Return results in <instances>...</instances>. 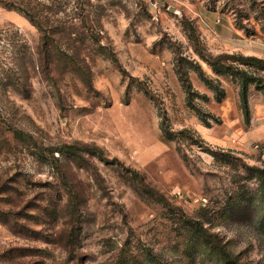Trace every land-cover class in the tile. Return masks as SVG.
Returning <instances> with one entry per match:
<instances>
[{"label": "rangeland", "instance_id": "rangeland-1", "mask_svg": "<svg viewBox=\"0 0 264 264\" xmlns=\"http://www.w3.org/2000/svg\"><path fill=\"white\" fill-rule=\"evenodd\" d=\"M1 1L0 264H264V0Z\"/></svg>", "mask_w": 264, "mask_h": 264}, {"label": "trees", "instance_id": "trees-1", "mask_svg": "<svg viewBox=\"0 0 264 264\" xmlns=\"http://www.w3.org/2000/svg\"><path fill=\"white\" fill-rule=\"evenodd\" d=\"M0 4H2L3 7H5V8H12V6H15V4L5 3L4 1H1V0H0ZM23 5H24V2H19V5L15 9H17V11L22 13L39 30V32L41 34V41H42V46H43L42 53L44 56V63H45V65L48 63H51L56 54H54V51L51 50L50 47H52V46L54 47L57 45L58 42L55 38V35L57 34V31H60L61 26H59V25L53 26L52 25L53 27L50 30V33H48L45 29V23L47 22V20H45L46 21L45 22L41 15L45 11H47V12L52 11L53 14L55 16H57L59 13H61L63 11V10H61V8H62L61 4L52 2L49 5H43L44 9L47 8L49 10H38L35 13L33 11L31 12L30 10H26ZM81 21L85 23L86 18L82 17ZM55 23H56V20L53 22V24H55ZM69 28H71V26ZM65 30L68 31V29H65ZM61 31H64V30H61ZM67 34L70 35V31ZM247 61L258 64V65L264 64V61L259 60V59L254 58V57L248 58ZM57 151L60 153H67L68 155H71V156L77 158L78 160H84L85 156L87 155L90 158H96L99 161L104 162L106 164H113V162H110L104 156L103 151L97 147H90V146H86V145L82 146L79 144H74V145H65L61 148H57ZM132 177L134 180L138 181V183L142 184V187H143V190L145 193H147L148 195H150L152 197H158L157 192L144 183V180L142 179V177L139 175L138 172L133 171ZM190 223L195 227V230L197 232L204 234V235L206 234L205 229H203L197 223H194L191 221H190ZM210 238H211L212 245L214 246V248L217 250L219 255L222 257V259L226 263H228V264H244V263H241L236 257L231 256L229 254V252L226 250V248L224 247V245L221 243V241H219V239L216 238V236H210Z\"/></svg>", "mask_w": 264, "mask_h": 264}]
</instances>
